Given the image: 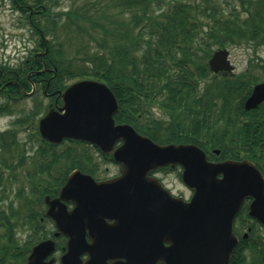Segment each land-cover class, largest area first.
<instances>
[{
  "label": "trees",
  "instance_id": "obj_1",
  "mask_svg": "<svg viewBox=\"0 0 264 264\" xmlns=\"http://www.w3.org/2000/svg\"><path fill=\"white\" fill-rule=\"evenodd\" d=\"M236 1L224 16L221 4L215 1L205 0L202 4L169 0L164 5L161 0H116L118 12L129 13L120 20L100 13H81V6L72 5L53 14L49 27L45 20L42 24L38 20L37 25L44 36L51 38L47 43L57 75L68 79L91 77L111 89L118 103L114 114L117 123H129L160 144L193 143L206 152L209 160L248 158L264 174V104L249 110L243 108L257 77L254 73L213 74L208 67L214 47L264 38V0ZM46 2L36 0L38 9L44 6L41 14L45 15ZM239 14L247 15L240 19ZM60 27L78 37L83 52L80 63L75 64L72 56H64V43L57 39ZM84 34L95 42V51L85 44ZM152 107L160 114L156 115ZM216 149L218 154L214 153ZM72 150L54 147L51 153H40L44 159L39 163L40 170L46 169L44 164H49L48 160L51 168L58 166L51 174V190L45 189L51 196L70 171L93 168L89 152ZM101 155L112 161L111 156ZM22 197L30 203L29 221H38L42 214L38 206L44 197ZM10 219L0 214V228L11 231L14 224ZM250 219L246 202L235 219L234 232L240 235L246 223L251 231L248 239L240 243L254 236L255 221L250 223ZM35 229L40 233L38 239L53 232L39 226ZM62 239L57 238V249L63 246ZM28 246L17 248L9 240L0 243V264L24 263ZM237 248L229 264L239 259Z\"/></svg>",
  "mask_w": 264,
  "mask_h": 264
},
{
  "label": "water",
  "instance_id": "obj_2",
  "mask_svg": "<svg viewBox=\"0 0 264 264\" xmlns=\"http://www.w3.org/2000/svg\"><path fill=\"white\" fill-rule=\"evenodd\" d=\"M228 54L226 48L214 50L209 70L232 72ZM59 96L62 105L39 120L40 136L53 144L93 143L121 170L113 180L96 182L74 169L57 196L44 197L45 215L56 226L53 235L66 237L60 264H80L83 254L92 264H229L239 240L234 220L246 199L248 215L264 225V176L251 160L209 161L193 143L160 144L128 123L116 124V98L100 81L73 82ZM263 100L261 82L244 108ZM167 165L181 167L183 183L193 190L189 200L172 195L149 175ZM54 251L55 241L43 239L31 247L25 264H54L48 258Z\"/></svg>",
  "mask_w": 264,
  "mask_h": 264
},
{
  "label": "flooded vegetation",
  "instance_id": "obj_3",
  "mask_svg": "<svg viewBox=\"0 0 264 264\" xmlns=\"http://www.w3.org/2000/svg\"><path fill=\"white\" fill-rule=\"evenodd\" d=\"M11 1V9H15L18 13L9 14L14 16V22L12 24L13 32H7L6 36H4L5 33L0 27V172L1 175H3L5 171L10 174L9 176H0V187H10L17 184L18 188H20L17 195L31 197L40 194L43 197H55L57 196L59 189L65 183L67 176L55 195L51 196L50 193H46L47 191H45V189L51 190L52 187L51 164L50 160H48L49 164H44V168H46L45 170L39 169L42 168V166L39 168L36 167L37 149L39 148V153L43 150H46L47 153H51V150L54 147L57 149V147L63 143L77 140H63L61 143L55 145L42 139L38 131L39 120L50 109H58L62 105L59 92L64 90L70 83L77 80L94 78L79 77L69 81L68 77L57 75V68L52 64L49 54L50 51L47 43L49 39H43L42 30L37 25V21L39 20L42 24L44 17H47V15L41 14L43 9L42 7L39 9L37 8L36 0ZM50 21V18L46 19L48 27L50 26ZM37 34H39V37ZM263 104L264 100L258 106ZM21 135H24L23 138H21ZM37 140L45 147L39 146L38 148H35L34 146L36 145ZM81 143L96 150V145L93 143ZM29 146L31 150L34 147L33 154L28 150ZM39 158L43 157L39 156ZM91 160L94 169L92 168L90 171L83 172L91 175L90 177L96 182L113 180L121 173L120 167L118 170L111 173H100L97 171V164L94 163L93 156H91ZM24 163H32L35 170L23 171V179L18 180L17 172H20L19 168ZM169 168V166L162 167L150 174L155 176L160 170H171ZM174 168H172V170ZM178 168L181 179V168ZM155 177L163 187L167 188L172 193V195L181 196L184 200H189L191 198L193 191L186 185L183 184L184 188L188 191L187 196L182 193L173 192L171 188L163 183L160 177ZM249 202L250 200L248 203ZM43 204L45 205V208L42 210V214L38 217V221L34 218L29 221V218L27 217L29 213H27L24 215L25 218L21 222L22 227L25 225L29 230L35 229L36 226L42 228V225H44V222L47 220L53 225V227H55L53 220L45 215L47 206L45 203ZM65 204L68 209L73 207V204L69 201H66ZM106 215L107 214H104L103 216ZM4 216L8 217L7 215ZM26 220L29 225L25 223ZM255 226L264 229V225L257 221L253 223V227ZM246 231L249 233L251 227L247 226ZM243 233L240 235L237 234L239 241L236 247H238L239 259L232 264H246L248 261L246 254L248 250L249 252L252 250L258 251L256 252L258 254L254 255L255 257L251 259L249 264H264V235L258 234L255 242L248 241L240 243L242 240L244 241L248 239V236L246 238L242 237ZM43 239H45V237ZM34 243L29 244L25 261L22 264H25L27 255ZM63 252L64 249L61 254ZM60 255L57 259L55 258V264H60ZM88 258V254L81 255L80 264H92L87 262ZM13 264H20V262ZM157 264L165 263L160 261Z\"/></svg>",
  "mask_w": 264,
  "mask_h": 264
},
{
  "label": "rangeland",
  "instance_id": "obj_4",
  "mask_svg": "<svg viewBox=\"0 0 264 264\" xmlns=\"http://www.w3.org/2000/svg\"><path fill=\"white\" fill-rule=\"evenodd\" d=\"M46 6L48 8V14L47 17L43 20L46 21V19L51 18L53 14L59 12V11H66L69 7L73 6H81V13H84L88 11L90 14L91 12L97 13V14H103V15H109L110 18L116 20H120L122 18H126V15L129 13H120L118 12L120 7H115L114 2L116 0H47ZM162 3L165 5V3L169 0H161ZM187 1V0H186ZM188 1H196V2H203L205 0H188ZM210 3L213 1L219 2L221 4V7L224 11V16H227L229 14V8L231 5H236V0H208ZM55 2V4H54ZM11 0H0V27L3 29L5 35L7 32H13L12 30V24L14 22V16L9 14H18L15 9H11ZM45 10L43 6V11ZM113 14V15H112ZM121 14V15H117ZM85 15V14H83ZM112 15V17H111ZM247 14H239L240 19H245ZM263 29H264V22H263ZM94 34L98 33L92 30ZM58 40L64 43L63 49H64V56H72L75 64L81 62V58L83 57V52L81 49V44H79L77 41H79L78 37L73 34L69 35L67 28L60 27L58 29ZM86 42L85 44L89 45L90 51H95L97 48L94 41H90L86 34ZM263 35V34H262ZM74 36V37H73ZM100 36V35H99ZM264 36V35H263ZM101 37V36H100ZM47 39H51L49 35H46ZM225 48L229 51V59L230 62L234 65V71L233 74H240V73H254L257 77L256 82H263L264 81V38L261 39L258 37L254 40H248L246 42H240L236 44H232L230 46H226ZM216 49V47H214ZM82 77V76H81ZM77 77H74L72 79H69V81H72L76 79ZM255 82V83H256ZM151 110L157 115V113L160 114V112L157 110L156 107H152ZM24 135H21V138H23ZM39 140V139H38ZM37 140L35 148L37 147H45L41 142ZM42 144V145H41ZM32 150L30 149V146L28 147V150L31 151V154H33ZM72 148L74 152L82 153V152H89L90 158L93 156L94 163L97 164V171L100 173L104 172H114L118 170L119 166L109 160L103 159V157L97 153L96 150H94L91 147H88L84 145L83 143H71L66 142L57 147L58 150L62 151L66 148ZM39 148L37 149L36 154V167H38L39 163L43 162V158H39L40 153H38ZM72 150V151H73ZM1 154V153H0ZM38 158V159H37ZM31 160V159H30ZM51 163V162H50ZM58 166H53L51 168V172H56ZM26 170H35L32 163H24L19 168L20 172H17V179H23V171ZM10 174L5 171L3 175L0 176H9ZM155 176L160 177L164 184H166L169 188L172 189L175 193H182L183 195L187 196L188 191L184 188V185L180 179L179 175V168L175 167L173 170H160L155 174ZM20 188H18V185H12L10 187L7 186H1L0 187V214L9 216L14 224L11 231H6L4 227L0 228V243L6 244L7 240L15 243L17 245V248L25 249L28 244L36 242L40 235V233L36 229L29 230L28 227L24 225V227L21 226L22 220H24V215L29 213V207L30 203L26 201L22 196L23 195H17V192ZM22 197V198H21ZM29 197V196H27ZM32 198V196H31ZM32 206V205H31ZM45 208V205L42 203L38 206L39 210H43ZM13 217V218H12ZM20 221V222H19ZM251 219L248 221L251 223ZM236 222V221H235ZM25 223L29 225L28 221L26 220ZM247 224L242 226V229L240 230V234H242L247 229ZM46 225V226H45ZM42 228L46 230L48 233L50 231L54 230L53 225L50 224V222L47 220L44 222V225H42ZM257 226L254 227V236L252 237L250 242H255L257 239L258 234L264 235V229L258 228ZM10 233L11 238H9L8 233ZM58 241V240H57ZM63 245L65 243V239H62ZM59 249V248H58ZM61 254L60 250H57L53 256L57 259L59 255ZM247 254V263L251 261L252 258H254L256 252L252 250L251 252L246 253ZM57 261V260H56ZM58 262V261H57Z\"/></svg>",
  "mask_w": 264,
  "mask_h": 264
}]
</instances>
